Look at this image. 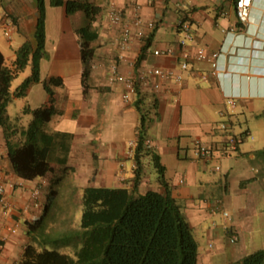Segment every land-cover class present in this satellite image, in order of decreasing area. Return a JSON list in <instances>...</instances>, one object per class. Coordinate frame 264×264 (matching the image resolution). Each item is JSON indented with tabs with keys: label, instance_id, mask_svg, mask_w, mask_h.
<instances>
[{
	"label": "crops",
	"instance_id": "0c3cea01",
	"mask_svg": "<svg viewBox=\"0 0 264 264\" xmlns=\"http://www.w3.org/2000/svg\"><path fill=\"white\" fill-rule=\"evenodd\" d=\"M37 1L0 0V31L5 35L6 29L12 28L11 37L6 38L12 40L13 33L19 31L24 36L18 38V44L34 41ZM89 1L101 7L91 24L83 11L67 15L64 5L45 0L47 51L50 29L63 31L54 41L59 60L44 74L48 57L42 59L41 81L22 98L29 97L35 85L45 90L44 82L52 77H61L63 85L50 84L53 102L45 90L47 97L41 106L28 103L21 111L16 104L21 97L8 106L10 118L24 129L33 120V110L52 103L57 107L45 126L52 140L54 171L32 180L18 176L0 126V170L13 184L7 186L6 193L10 213L0 209V264L20 263L31 241L25 222L43 213L27 208L35 182L48 179L53 186L66 177L80 188L81 195L88 185L133 187L136 161L129 146L138 138L140 107L149 119L147 136L165 167L166 187L197 240V264H227L264 248L258 246L264 244V0L252 1L246 21L237 16L236 0H135L138 14L157 26L147 30L145 41L134 36L131 48L121 58L115 43L117 30L106 18L105 7L114 1L132 22L136 11L131 0ZM186 17L192 22L191 50L202 46L217 52L216 67L207 60H191L181 83L162 80L159 90L140 91L133 101H124L122 84L110 80L112 66L116 64L121 74L134 75L143 55L141 64L179 69L182 33L177 23ZM82 35L90 37L95 48L86 88L82 84ZM147 41L149 49H172L173 53L155 55L148 48L142 53ZM0 49L3 52L1 44ZM14 60L7 61L5 56L8 66ZM229 98L234 99V105L227 102ZM223 121L228 130L220 128ZM229 134L239 137L238 147L223 155L220 148ZM199 143L214 150L210 158L199 156ZM142 165L139 193L150 189L164 193L166 187L159 181L151 155L142 157ZM233 234L237 235L235 242L230 240Z\"/></svg>",
	"mask_w": 264,
	"mask_h": 264
},
{
	"label": "trees",
	"instance_id": "16d2710c",
	"mask_svg": "<svg viewBox=\"0 0 264 264\" xmlns=\"http://www.w3.org/2000/svg\"><path fill=\"white\" fill-rule=\"evenodd\" d=\"M50 1L55 6L64 5L67 15L83 11L90 24L101 11L100 6L89 0ZM109 3L105 7L107 19ZM37 7L34 41L26 40L22 44L11 66L5 64V56L0 49V126L15 173L29 180L46 177L54 171L51 165L52 140L45 126L57 113L53 103L33 110V120L25 129L8 114L12 100L25 96L33 84L41 81V61L48 57L45 0H38ZM89 38L82 35L81 39L84 64L82 84L85 88L88 85L90 61L95 52ZM149 44L147 41L142 53ZM141 58L137 60L138 65ZM28 66L31 68L30 75L12 91L14 78ZM50 84L61 86L63 79L58 76L44 82V88L53 102L54 92ZM140 112L141 125L134 150L136 168L133 187H84L79 226L47 231V214L57 198V190L52 189L43 202L42 215L25 222L31 241L26 245L19 264H197V240L177 200L166 187L165 167L153 146L149 147L145 143L149 119L142 107ZM147 154L154 161L160 183L166 187L164 193L153 189L145 193L138 191L143 170L142 157ZM60 244L72 246L74 253L55 248ZM227 264H264V248Z\"/></svg>",
	"mask_w": 264,
	"mask_h": 264
},
{
	"label": "built area",
	"instance_id": "2783aa9c",
	"mask_svg": "<svg viewBox=\"0 0 264 264\" xmlns=\"http://www.w3.org/2000/svg\"><path fill=\"white\" fill-rule=\"evenodd\" d=\"M68 1V0H65ZM253 0H236L235 8L237 16L240 20L246 21L249 16L250 7L252 6ZM136 15L132 22L126 19L125 11L119 7L114 1H111L108 5L107 16L112 25L119 27V34L115 39V43L120 50V58L131 48V44L134 36L140 40H146L147 30H154L157 26L155 21H144L140 14H138L139 5L135 0H131ZM134 27L136 28L134 30ZM177 29L182 33V37L179 40V44L182 48L179 69L167 68L162 66L144 65L139 64L136 67V73L134 75H124L118 72L117 65L114 64L111 70L110 80L111 82L121 83L123 86L122 97L124 101L131 102L141 91L153 90L157 91L161 87L162 80H169L175 83H181L183 81V71L190 68L191 60H207L211 63L212 67L215 68L217 65V52H208L205 47H196L194 51L191 50L190 42L193 40L192 22L189 18L180 19L177 23ZM12 28L6 29L5 35L10 38ZM149 49V48H148ZM147 49V50H148ZM155 55H171L172 49L160 50V49H149ZM136 64V62H134ZM230 105H234V99L229 98L227 101ZM222 130H228L229 125L223 121L220 123ZM239 137L235 134H229L224 146L220 148V152L223 155H230L237 150ZM146 145L153 146L152 141L148 138L145 141ZM136 141H130V152H134L136 147ZM214 153V150L207 145H198V154L202 158H210ZM216 169H220L219 166ZM45 183V180L42 181ZM42 182H35L30 189L31 203L28 205V209L36 208L42 209L43 207V187ZM13 187V184L9 182L5 174L0 170V209L3 213H10L11 206L7 202L6 193L7 186ZM224 215L228 216V212L224 211ZM12 232L16 231V228L10 229ZM232 242L237 240V235L233 234L230 237Z\"/></svg>",
	"mask_w": 264,
	"mask_h": 264
},
{
	"label": "rangeland",
	"instance_id": "374dc122",
	"mask_svg": "<svg viewBox=\"0 0 264 264\" xmlns=\"http://www.w3.org/2000/svg\"><path fill=\"white\" fill-rule=\"evenodd\" d=\"M66 17V22H67ZM112 26V25H111ZM114 26V25H113ZM117 30V35L119 34V27L114 26ZM54 29V31H52ZM4 30V29H3ZM61 31L58 30V27L51 28L49 31V39H48V64H46L44 70V74L47 72L48 69L51 68L53 61L59 60V52L57 51L54 41L61 37ZM63 32V31H62ZM24 35L21 34L19 31H15L12 35V40L6 38L4 35V31H0V44L3 48V52L7 57V61H12L15 59V51L18 50L23 43H17L18 38L23 37ZM11 66V65H10ZM47 69V70H46ZM31 73V68L28 66L24 71L19 73L12 82V87L16 88L23 79ZM47 97L46 91L40 85H35L30 93L29 97L27 98H18L16 104L19 107V110H23L24 106L28 103L34 104L35 106H41ZM51 180H45V183L42 182L44 197L43 200H46L47 194L52 190H57V198L55 200L54 206L49 210L47 214V222L45 223V229L47 231H59V230H66L69 228H75L79 226L81 222L82 216V199H81V191L80 188H76L73 185V180L69 178H60L57 181V184H53L51 186ZM42 210V209H41ZM43 212V211H42ZM258 246H264V244L259 243ZM54 247V246H53ZM49 248H51L49 246ZM55 248L59 249L62 252L74 253V248L72 246L66 245H56Z\"/></svg>",
	"mask_w": 264,
	"mask_h": 264
},
{
	"label": "clouds",
	"instance_id": "9594fccd",
	"mask_svg": "<svg viewBox=\"0 0 264 264\" xmlns=\"http://www.w3.org/2000/svg\"><path fill=\"white\" fill-rule=\"evenodd\" d=\"M44 197V196H43ZM44 201V200H43Z\"/></svg>",
	"mask_w": 264,
	"mask_h": 264
}]
</instances>
